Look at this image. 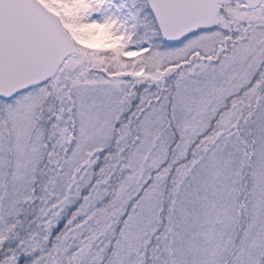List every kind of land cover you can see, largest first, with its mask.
I'll return each mask as SVG.
<instances>
[{
  "label": "snow or ice",
  "instance_id": "1",
  "mask_svg": "<svg viewBox=\"0 0 264 264\" xmlns=\"http://www.w3.org/2000/svg\"><path fill=\"white\" fill-rule=\"evenodd\" d=\"M0 264H264V0H0Z\"/></svg>",
  "mask_w": 264,
  "mask_h": 264
}]
</instances>
